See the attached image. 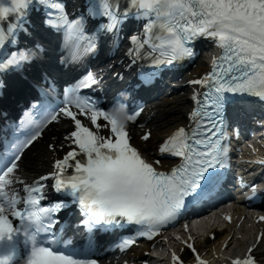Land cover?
Returning <instances> with one entry per match:
<instances>
[{
	"label": "snow or ice",
	"instance_id": "obj_1",
	"mask_svg": "<svg viewBox=\"0 0 264 264\" xmlns=\"http://www.w3.org/2000/svg\"><path fill=\"white\" fill-rule=\"evenodd\" d=\"M33 0H0V20L10 13H17V22L9 24L7 32L0 29V46L6 37H14L19 30L26 31L22 17ZM42 6L59 10L60 27L65 29L66 43L73 39H89L85 35L84 20L69 19L63 12L62 5L54 0H37ZM10 3V6H6ZM138 15L145 18L144 38L141 47L150 45L164 50L161 64H171L177 59L192 56V49L186 42L198 36H206L217 41L224 50L223 55L213 61L212 70L200 79L191 80L192 85H199L207 91L201 93L203 99L194 95L197 107L190 118L195 127L190 131L184 128L171 136L160 147L161 154L178 156L182 162L170 170H158L154 163L130 144V137L125 126L113 117L119 107L106 113L87 98L76 95L80 87H90L96 83L91 73L76 88L66 90L63 106L47 112L43 120L31 121L35 124L33 131L24 141L15 146V151L0 166V248L12 245L16 237H24L25 245H30L25 264H96L93 259H80L72 254L55 250L52 245L71 242L61 240L52 231L56 223L55 215L66 206L64 202L43 206L44 184L48 179L41 176L32 185L17 180L15 172L19 168L21 153L40 135V128L46 122L57 121L62 114L74 122L75 130L65 140L72 141L79 151H68L62 159L54 163L56 171L52 174L57 192L66 191L79 204L86 219L83 223L91 230L94 226H120L124 223L146 226V231L138 233L149 239L159 233L160 229L176 221L189 202L213 191L220 182L218 169L227 167L228 147L222 141L227 139L223 120L226 104L235 96H255L264 101V0H129ZM89 15H100L109 20L103 25L108 32L115 31L126 17L127 11L118 14L108 0H103L98 10L93 3L88 9ZM49 16L53 12L48 13ZM155 16L156 19H151ZM164 16L160 25L166 33L160 45L152 44L153 29L157 20ZM133 43L138 37H130ZM15 43V39L11 40ZM96 49L94 40H90L83 54H91ZM136 51L135 49L130 52ZM81 53L74 52V58ZM24 52H12L5 61H0V71L6 67L17 66L27 61ZM134 62V61H133ZM226 65V66H225ZM80 110L81 115L89 114L91 125L96 131L84 126L72 106ZM139 112L127 114V120L133 121ZM216 117H220L219 120ZM103 118L110 125V135H101L99 129L106 127L97 123ZM205 121L207 124H205ZM210 125V126H209ZM147 142L150 133L141 137ZM51 147V146H50ZM83 154L85 159H77ZM74 161V163H70ZM155 163H160L156 161ZM264 163V161H261ZM69 168L73 175H66ZM24 184L26 196L22 199L18 193L8 189L14 183ZM255 194V187L252 188ZM23 202L24 208L17 207ZM19 221L14 225L13 219ZM227 219V217H226ZM264 221V216L259 217ZM187 227V226H185ZM51 234L46 241L41 234ZM264 242V234L257 237V243ZM133 239H125L123 245H131ZM187 247L196 253L191 243ZM254 244L248 248L252 253ZM17 252L9 247L7 253L0 252V264H12L17 259ZM174 264H182L180 257L173 254ZM196 264L205 261L196 255ZM232 264H255L252 255L232 260Z\"/></svg>",
	"mask_w": 264,
	"mask_h": 264
},
{
	"label": "bare ground",
	"instance_id": "obj_2",
	"mask_svg": "<svg viewBox=\"0 0 264 264\" xmlns=\"http://www.w3.org/2000/svg\"><path fill=\"white\" fill-rule=\"evenodd\" d=\"M197 72H199V70L195 71V73ZM172 104L176 105L175 101ZM179 109H180L179 107L177 108L176 106L173 105L167 106L163 104L161 106H157L154 115L155 124L160 125L162 123H166L165 125H167V127L164 129L158 128L156 130H152L150 139L147 142H141L137 139V136H135V140H134L135 144H137L142 151H148L150 149L151 144L157 142L164 134H166L169 131L170 124L172 123V120H170L172 115H173V119L178 120L179 123L183 122L181 120L182 116L180 117L181 110ZM168 116L169 118L166 120V117ZM175 124H172V126H175ZM50 135L51 138H49L48 141L53 142L54 137L56 136L58 137L57 129H53ZM41 148L43 150L40 152ZM33 150H34V155L31 157L29 154H27V156L21 163V168L23 171H27V172L41 171L42 169L39 168L43 165V163H46L48 161L50 151L47 150L46 148H43L41 143L36 144ZM28 158H31L30 163L27 162ZM229 233H230L229 228L227 226V229L225 231L215 232V236L212 240H210L207 236H205L202 241H197V245H199L201 249L207 248L211 245H217V243L222 241L226 236L229 235ZM251 239H253V237H251ZM237 244L241 245L242 243L238 242ZM254 252L256 253L257 256L264 254V242L259 243L256 246Z\"/></svg>",
	"mask_w": 264,
	"mask_h": 264
},
{
	"label": "clouds",
	"instance_id": "obj_3",
	"mask_svg": "<svg viewBox=\"0 0 264 264\" xmlns=\"http://www.w3.org/2000/svg\"><path fill=\"white\" fill-rule=\"evenodd\" d=\"M113 117L118 121L119 124L125 126V122L127 121L125 106H119L118 110L113 113Z\"/></svg>",
	"mask_w": 264,
	"mask_h": 264
}]
</instances>
